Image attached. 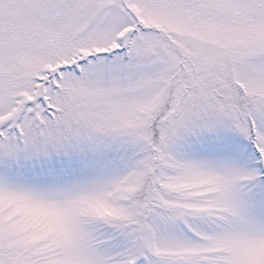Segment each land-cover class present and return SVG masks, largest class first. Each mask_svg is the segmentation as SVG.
Listing matches in <instances>:
<instances>
[{"label":"snow or ice","instance_id":"6c2138e0","mask_svg":"<svg viewBox=\"0 0 264 264\" xmlns=\"http://www.w3.org/2000/svg\"><path fill=\"white\" fill-rule=\"evenodd\" d=\"M0 264H264V0H0Z\"/></svg>","mask_w":264,"mask_h":264}]
</instances>
